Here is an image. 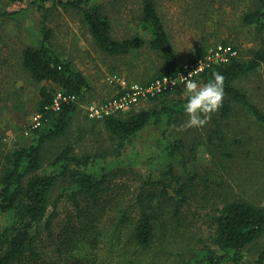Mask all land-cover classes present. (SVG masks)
Listing matches in <instances>:
<instances>
[{
    "label": "rangeland",
    "instance_id": "rangeland-1",
    "mask_svg": "<svg viewBox=\"0 0 264 264\" xmlns=\"http://www.w3.org/2000/svg\"><path fill=\"white\" fill-rule=\"evenodd\" d=\"M32 1L0 0V172L14 149L28 146L34 140L32 119L40 99V88L46 84L32 80L22 66V53L27 47L39 44L41 29L45 27L53 31L51 45L54 51L86 76L92 90L78 102L64 137L47 145L43 171L49 172L48 161L70 146L73 155L95 158L88 168L95 175L100 176L103 168L118 172L132 169L140 178L158 180L168 170L165 147L176 139L183 140L186 148L175 161V172L185 180L195 176L200 196L185 208L184 225L174 228V224L166 231L171 251L165 256L167 264L178 261L179 249L191 241L190 237H195L193 246L213 247V205L218 207L225 200L238 199L264 207V131L238 104L232 102L230 114L222 118L225 102L222 98L220 107L209 114L202 127H187V115L175 118L169 126L147 127L122 149L103 126V120L88 116L90 105L106 102L117 94V89L107 83L109 75L118 74L133 82L147 83L163 70L164 60L151 48V35L140 25L142 0H94L104 5L115 39L140 36L147 41L141 50L123 56L107 55L97 47L81 12L51 8L42 26L41 13L29 5ZM155 2L179 66L188 63L200 49L208 52L219 44L236 48L243 61L251 59L262 47L263 34L242 22L246 13L259 6V0ZM47 7H51V3ZM263 71L264 67H261L240 78L235 85L264 113ZM196 81L203 85L200 78ZM185 91L184 87H179L169 93L168 99H146L118 115L126 116L159 107L163 101L185 98ZM120 181L125 182L126 176ZM203 195H208L209 199H200ZM67 208H62L63 212ZM64 223L61 221L57 225L56 232ZM78 236L73 247V264H113L126 258L123 244L112 238L107 221H98ZM48 248L51 259L53 248ZM263 248L264 236L245 250L240 264H255ZM141 259L145 260V257ZM70 260L62 257L61 263L71 264Z\"/></svg>",
    "mask_w": 264,
    "mask_h": 264
},
{
    "label": "trees",
    "instance_id": "trees-1",
    "mask_svg": "<svg viewBox=\"0 0 264 264\" xmlns=\"http://www.w3.org/2000/svg\"><path fill=\"white\" fill-rule=\"evenodd\" d=\"M48 3L51 7H47ZM29 5L41 13L42 26L51 8L81 12L97 47L110 56L127 55L141 50L147 43L140 36L115 39L104 5L94 0H34ZM142 5L141 28L150 33L151 48L164 60L163 70L157 77L175 74L182 66L177 62L156 2L142 0ZM242 22L263 34L262 47L249 60L237 57L226 64H214L199 78L204 84L212 78L213 72L222 74L225 100L222 118L230 114L234 102L253 116L264 131V113L235 85L240 78L264 67V0H259V6L246 13ZM41 34L37 46H29L23 51L22 66L35 83L46 84L40 88L36 110L43 116L42 125L31 129L33 142L14 149L0 172V264H67L68 260L61 263L62 257L71 259L73 264V247L78 235L89 231V227L98 221L109 223L112 238L121 242L126 251V258L113 264H167L165 256L171 251L166 231L174 224V228L184 225L185 208L200 196L195 176L185 180L175 172V161L185 150V142L176 139L167 144L164 150L168 170L158 180L140 178L132 169L121 173L103 168L100 176L95 175L88 169L95 158L73 155L70 146L48 161L49 172L43 171L47 145L64 137L78 102L92 88L71 61L54 51L51 45L53 31L43 27ZM206 54L205 49H200L189 62ZM58 91L75 96L77 101L63 103L60 111L52 110L50 107ZM168 95L165 93L160 97L168 99ZM186 100L187 97L163 101L159 107L126 116H110L102 123L122 149L147 127L169 126L175 118L185 116ZM226 154L230 156V153ZM183 167L186 169L185 163ZM125 176L126 181L121 182ZM137 181L140 184H134ZM200 199L208 200L209 197L203 195ZM64 207H68L66 212L62 210ZM213 209V247L193 246L195 237H190L191 241L179 249L175 264H240L245 250L264 236V207L235 199L225 200L218 207L213 205ZM61 221H65L64 226L56 232ZM48 246L53 248L51 259L48 258ZM255 264H264V248Z\"/></svg>",
    "mask_w": 264,
    "mask_h": 264
},
{
    "label": "built area",
    "instance_id": "built-area-1",
    "mask_svg": "<svg viewBox=\"0 0 264 264\" xmlns=\"http://www.w3.org/2000/svg\"><path fill=\"white\" fill-rule=\"evenodd\" d=\"M237 49L228 44H219L207 52L201 58L184 64L175 74L157 77L148 83L133 82L118 74L107 77V83L117 89V94L106 102L97 103L88 107L87 114L91 119L103 120L110 116H116L129 110L134 105L146 99H155L165 93L184 87V78L196 80L214 64H226L237 58ZM183 76V77H182ZM68 101H77L75 96H67L62 91L54 95L51 109L60 111L62 104ZM43 116L36 113L32 119L31 129L42 125Z\"/></svg>",
    "mask_w": 264,
    "mask_h": 264
},
{
    "label": "clouds",
    "instance_id": "clouds-1",
    "mask_svg": "<svg viewBox=\"0 0 264 264\" xmlns=\"http://www.w3.org/2000/svg\"><path fill=\"white\" fill-rule=\"evenodd\" d=\"M188 76H182L187 96L183 106L188 117L187 127H202L207 123L209 114L215 112L222 103L224 77L219 72H213L212 78L201 85L196 80L188 79Z\"/></svg>",
    "mask_w": 264,
    "mask_h": 264
}]
</instances>
